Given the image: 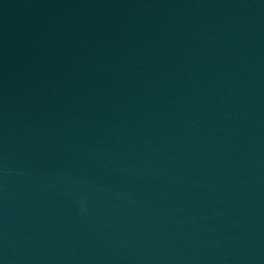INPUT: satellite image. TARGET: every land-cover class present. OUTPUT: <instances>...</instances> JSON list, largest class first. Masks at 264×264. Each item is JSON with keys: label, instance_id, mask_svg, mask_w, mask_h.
Segmentation results:
<instances>
[{"label": "water", "instance_id": "1", "mask_svg": "<svg viewBox=\"0 0 264 264\" xmlns=\"http://www.w3.org/2000/svg\"><path fill=\"white\" fill-rule=\"evenodd\" d=\"M0 264H264V0H0Z\"/></svg>", "mask_w": 264, "mask_h": 264}]
</instances>
